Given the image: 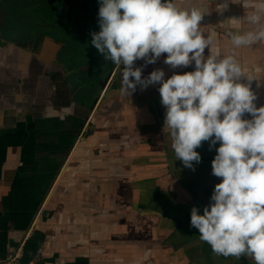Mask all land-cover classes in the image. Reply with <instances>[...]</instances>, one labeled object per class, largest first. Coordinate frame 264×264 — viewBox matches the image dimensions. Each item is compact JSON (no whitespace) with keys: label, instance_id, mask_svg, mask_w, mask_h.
I'll list each match as a JSON object with an SVG mask.
<instances>
[{"label":"crops","instance_id":"0c3cea01","mask_svg":"<svg viewBox=\"0 0 264 264\" xmlns=\"http://www.w3.org/2000/svg\"><path fill=\"white\" fill-rule=\"evenodd\" d=\"M261 2L175 0L181 9L195 7L204 13L201 30L212 37L205 56L234 53L242 68L241 82L251 84L257 107L264 106V41L235 48L229 33L254 30L257 26L248 23L247 15ZM22 54L29 62L26 52ZM77 55L75 68L91 69L81 79L94 92L84 93L88 104L82 105V87L75 91L72 76L52 75V104L40 100L32 108L25 106L26 96L37 91L28 84L0 91V257L40 230L46 234L38 254L41 264H255L244 255H215L190 226L191 209L195 206L203 214L215 185L222 182L212 174L220 143L211 147L210 141L202 142L196 149L200 162H193L194 170L184 166L176 160L165 128L161 85L137 86L129 96L121 92L122 67L95 51L79 49ZM166 57L162 54L154 64L140 59L135 66L142 67V78L157 69L165 72V79L195 71L194 62L172 68L164 63ZM67 59L62 72L72 65ZM102 63L106 71H100ZM39 65L45 66L42 61ZM13 71L5 52L0 86L10 75L14 78ZM62 89L70 93V101L57 95ZM18 94L27 99L21 103ZM243 118L252 117L246 113ZM80 127L85 134L75 139Z\"/></svg>","mask_w":264,"mask_h":264},{"label":"clouds","instance_id":"9594fccd","mask_svg":"<svg viewBox=\"0 0 264 264\" xmlns=\"http://www.w3.org/2000/svg\"><path fill=\"white\" fill-rule=\"evenodd\" d=\"M254 7L247 21L257 27L229 33L235 48L264 41V0ZM98 17L100 31L92 33L91 45L122 67L121 92L131 96L137 86L161 85L176 160L193 168L201 160L196 149L202 142L220 143L212 174L222 182L203 214L191 209L190 226L215 255H244L264 264V106H256L251 84L241 82L235 54L205 56L212 37L201 30L204 13L181 9L175 0H100ZM165 53V64L178 68L194 62L195 71L165 79L157 69L142 78L135 62L154 64ZM246 113L252 118L244 119Z\"/></svg>","mask_w":264,"mask_h":264},{"label":"flooded vegetation","instance_id":"af4514ba","mask_svg":"<svg viewBox=\"0 0 264 264\" xmlns=\"http://www.w3.org/2000/svg\"><path fill=\"white\" fill-rule=\"evenodd\" d=\"M99 6L100 0H0V59L7 52L14 78L21 76L26 80H45L50 88L53 81L48 74L54 70L51 73L53 79L63 78V75L67 78L72 76L75 91H79L80 86L82 92L92 89L81 83L91 71L88 66L80 67L82 70L78 71L74 66L76 62H72V65L67 63L64 72L60 71V66L67 57L73 61L78 56L80 45H86L89 35L100 31L99 19L96 20L93 17L95 12H92L94 8L99 13ZM23 51L29 56V62L21 59ZM95 52L101 56L98 50ZM39 60L45 66L39 65ZM58 94L71 100L70 93L63 89ZM87 100V104L90 103L89 97ZM37 102L41 103L40 100Z\"/></svg>","mask_w":264,"mask_h":264},{"label":"water","instance_id":"95a60500","mask_svg":"<svg viewBox=\"0 0 264 264\" xmlns=\"http://www.w3.org/2000/svg\"><path fill=\"white\" fill-rule=\"evenodd\" d=\"M68 58V57H67ZM69 63H72V59H68L67 60ZM51 73H54V70L50 71L49 72V79L51 80ZM7 80V81H6ZM6 80H3L1 81L2 85L3 86H0V91L3 87H13L11 85H14V84H17V85H26L28 84L29 87L31 88V91L33 89H36V93L33 94V95H30V96H26L28 98V104H26L25 106L27 107H33L35 106V103H37L38 100H43L44 102L47 101V103L49 102V104L53 103V101H55L56 97L55 95L53 96V94L51 95V90L49 88V85L46 83V84H41L37 81H35L34 79H31V80H28V81H25V80H16V78H12V76L10 75V77ZM4 83V84H3ZM43 86H45L44 88H42ZM104 87L106 86L105 84L103 85ZM88 95H84L82 94L80 97H81V102H82V105H85V102H87L88 100ZM18 97H19V100L21 101V103H23L27 98H24V95H19L18 94ZM3 103H2V100L0 99V107H3ZM25 106H23L22 104V107L25 108ZM21 107V106H20ZM26 109V108H25ZM68 111V110H67ZM92 112V109L89 108V113H88V117L90 116V113ZM26 116L29 117L28 113L26 114ZM86 119L88 120V118L86 117ZM79 132L78 134H76V136H74V138L76 139L77 137H82L84 136V132L81 133L82 131V128L80 127L79 128ZM75 135V134H74ZM72 147V146H71ZM72 149V148H71ZM65 164V163H64ZM64 164L59 167V171L60 168L63 169L64 167ZM56 182V178L54 179H51V184H50V188L53 187V184ZM49 188V189H50ZM46 239V234L43 233L42 231L40 230H35L30 238L27 240V242L25 243L24 245V254H23V257H22V262L24 264H28L30 263L36 256H38L39 254V251L41 250V247H42V244L43 242L45 241Z\"/></svg>","mask_w":264,"mask_h":264},{"label":"built area","instance_id":"2783aa9c","mask_svg":"<svg viewBox=\"0 0 264 264\" xmlns=\"http://www.w3.org/2000/svg\"><path fill=\"white\" fill-rule=\"evenodd\" d=\"M25 245V244H24ZM24 245L18 247L9 253L5 258L0 257V264H24L22 262V257L24 254ZM28 264H41L38 256H36L30 263Z\"/></svg>","mask_w":264,"mask_h":264},{"label":"rangeland","instance_id":"374dc122","mask_svg":"<svg viewBox=\"0 0 264 264\" xmlns=\"http://www.w3.org/2000/svg\"><path fill=\"white\" fill-rule=\"evenodd\" d=\"M96 11H97V9L95 10L94 8H92V12L94 13L95 12V14L93 15V17L96 19V20H98L99 19V17H98V13H96ZM80 37L78 38V43L80 42ZM91 39H92V34H90L89 35V41L86 43V45H80V47L81 48H85L86 50H88V51H90V48L92 49L93 48V46L91 45ZM80 48V50L82 51V52H84V48L83 49H81ZM94 50L96 49V48H93ZM95 51H97V49L95 50ZM90 64L92 63V62H89ZM94 67L96 68V65L94 64ZM100 71H106V65H104L103 63L102 64H100ZM109 69V68H108ZM86 90V89H85ZM90 91V90H89ZM89 91H83V94L84 93H87V92H89ZM93 92V91H92ZM94 93V92H93ZM92 93H90V95H91ZM85 95V94H84Z\"/></svg>","mask_w":264,"mask_h":264}]
</instances>
